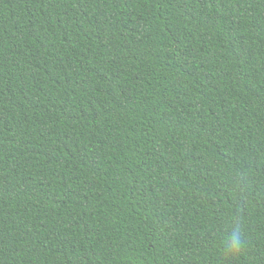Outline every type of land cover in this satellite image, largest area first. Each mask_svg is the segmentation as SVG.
I'll use <instances>...</instances> for the list:
<instances>
[{
  "label": "trees",
  "instance_id": "16d2710c",
  "mask_svg": "<svg viewBox=\"0 0 264 264\" xmlns=\"http://www.w3.org/2000/svg\"><path fill=\"white\" fill-rule=\"evenodd\" d=\"M0 264H264V0H0Z\"/></svg>",
  "mask_w": 264,
  "mask_h": 264
},
{
  "label": "clouds",
  "instance_id": "9594fccd",
  "mask_svg": "<svg viewBox=\"0 0 264 264\" xmlns=\"http://www.w3.org/2000/svg\"><path fill=\"white\" fill-rule=\"evenodd\" d=\"M242 243V234L239 228H237L233 230L231 236L229 237L228 243L226 245V250L228 252H234L241 247Z\"/></svg>",
  "mask_w": 264,
  "mask_h": 264
}]
</instances>
